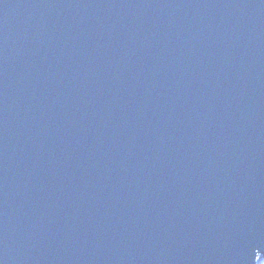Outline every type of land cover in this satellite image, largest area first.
I'll list each match as a JSON object with an SVG mask.
<instances>
[{
	"label": "water",
	"instance_id": "water-1",
	"mask_svg": "<svg viewBox=\"0 0 264 264\" xmlns=\"http://www.w3.org/2000/svg\"><path fill=\"white\" fill-rule=\"evenodd\" d=\"M0 264H264V0H0Z\"/></svg>",
	"mask_w": 264,
	"mask_h": 264
},
{
	"label": "snow or ice",
	"instance_id": "snow-or-ice-1",
	"mask_svg": "<svg viewBox=\"0 0 264 264\" xmlns=\"http://www.w3.org/2000/svg\"><path fill=\"white\" fill-rule=\"evenodd\" d=\"M257 259H259V257H257Z\"/></svg>",
	"mask_w": 264,
	"mask_h": 264
}]
</instances>
